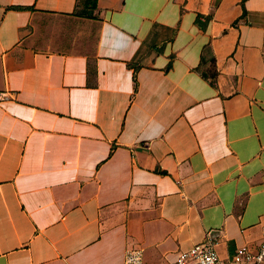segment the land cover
<instances>
[{
	"label": "crops",
	"instance_id": "obj_1",
	"mask_svg": "<svg viewBox=\"0 0 264 264\" xmlns=\"http://www.w3.org/2000/svg\"><path fill=\"white\" fill-rule=\"evenodd\" d=\"M0 264H224L264 226V0H0Z\"/></svg>",
	"mask_w": 264,
	"mask_h": 264
},
{
	"label": "built area",
	"instance_id": "obj_2",
	"mask_svg": "<svg viewBox=\"0 0 264 264\" xmlns=\"http://www.w3.org/2000/svg\"><path fill=\"white\" fill-rule=\"evenodd\" d=\"M8 93L0 94V101L6 100ZM235 261L243 264H264V226L263 239L259 248L254 252L245 245L237 250ZM128 263L141 264V259L137 255L130 254ZM175 264H224L216 248V243L207 241L197 244L187 251H181L176 256Z\"/></svg>",
	"mask_w": 264,
	"mask_h": 264
},
{
	"label": "rangeland",
	"instance_id": "obj_3",
	"mask_svg": "<svg viewBox=\"0 0 264 264\" xmlns=\"http://www.w3.org/2000/svg\"><path fill=\"white\" fill-rule=\"evenodd\" d=\"M129 264H132V263H129Z\"/></svg>",
	"mask_w": 264,
	"mask_h": 264
}]
</instances>
